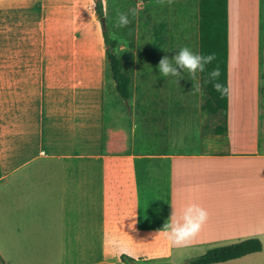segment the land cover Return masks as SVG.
<instances>
[{
    "label": "crops",
    "instance_id": "0c3cea01",
    "mask_svg": "<svg viewBox=\"0 0 264 264\" xmlns=\"http://www.w3.org/2000/svg\"><path fill=\"white\" fill-rule=\"evenodd\" d=\"M84 3L0 0L2 264H178L248 238L262 249L210 264H264L261 0H227L226 129L207 146L148 127L140 101L118 95L105 50L107 72L84 76L67 49ZM107 79L129 110L108 104ZM140 128L165 145L140 147ZM191 204L207 220L177 247L163 227Z\"/></svg>",
    "mask_w": 264,
    "mask_h": 264
},
{
    "label": "rangeland",
    "instance_id": "374dc122",
    "mask_svg": "<svg viewBox=\"0 0 264 264\" xmlns=\"http://www.w3.org/2000/svg\"><path fill=\"white\" fill-rule=\"evenodd\" d=\"M101 1L104 25L95 13L94 5L84 3L80 35L77 30L75 34L77 37H67L68 51L81 53L79 59L86 72L84 76H92L95 68L105 65L101 35L103 27L108 37L115 42L113 51L121 58L125 69L132 75L130 100L140 101L141 109L145 112L141 119L147 126H155L162 136H168L176 142L190 138L196 145L207 146V140L215 138V125L223 122L221 117L201 111V104L206 97L202 74L198 73L197 78L193 80L191 75L184 71L183 79H179L177 83L176 78L161 76L157 68L163 56L168 55L171 58L183 46L198 52V0H172L170 4L168 0L163 2L161 0ZM117 10L128 14L130 20L128 26L116 27ZM261 10L264 30V0H261ZM158 35L164 38L163 43L158 42ZM260 42L261 71L264 74V34L260 37ZM104 67L107 72L108 68L106 65ZM197 82L201 85V92L193 91ZM260 84L261 107L264 109V75ZM104 89L108 104L120 102L122 109L129 110L130 102H121L115 96L108 79ZM261 122L260 142L261 149L264 150V113L261 116ZM136 142L140 147L165 145L160 135H157V138L151 137L141 128ZM197 254L199 251H192L187 256ZM165 262L147 264H168ZM171 262L182 264L183 260L173 259Z\"/></svg>",
    "mask_w": 264,
    "mask_h": 264
},
{
    "label": "trees",
    "instance_id": "16d2710c",
    "mask_svg": "<svg viewBox=\"0 0 264 264\" xmlns=\"http://www.w3.org/2000/svg\"><path fill=\"white\" fill-rule=\"evenodd\" d=\"M95 13L102 17V1L93 0ZM161 29V27H160ZM105 56L110 66L111 76L115 82L118 95L128 100L132 97V75L123 66L121 58L113 51L115 42L111 40L106 30L102 27ZM159 43L164 42L161 35L157 36ZM198 52L201 54L214 53L216 59L201 73L204 80L205 100L201 110L222 118V126L217 125L215 132H225L226 110L228 103L227 92L221 95L215 91L208 73L218 67L221 75L219 82L227 88V0H198ZM262 249V244L257 238H248L220 247L207 249L204 253L190 258L182 264H210L238 258ZM0 264L2 260L0 258Z\"/></svg>",
    "mask_w": 264,
    "mask_h": 264
},
{
    "label": "clouds",
    "instance_id": "9594fccd",
    "mask_svg": "<svg viewBox=\"0 0 264 264\" xmlns=\"http://www.w3.org/2000/svg\"><path fill=\"white\" fill-rule=\"evenodd\" d=\"M163 2V0H161ZM172 0H168L170 4ZM135 15V12H133ZM116 27H126L130 24L127 13H122L119 10L116 12ZM165 51V50H164ZM166 52V51H165ZM216 59L214 53L201 54L193 52L189 47H181L174 55L169 58L168 55L163 56L157 65L159 74L163 77L183 79L182 72L187 71L193 80L197 78L198 73H203L207 66L212 64ZM221 75L218 67L209 71L208 76L210 81H216L213 84L215 91L224 95L227 88L219 82ZM194 92H201V85L197 82L193 87ZM207 211L199 205L191 204L187 206L182 214L171 220L170 223L164 225L165 237L177 247H186L200 232L203 224L207 220Z\"/></svg>",
    "mask_w": 264,
    "mask_h": 264
},
{
    "label": "water",
    "instance_id": "95a60500",
    "mask_svg": "<svg viewBox=\"0 0 264 264\" xmlns=\"http://www.w3.org/2000/svg\"><path fill=\"white\" fill-rule=\"evenodd\" d=\"M100 21H101L102 25H104V17L103 16L100 17Z\"/></svg>",
    "mask_w": 264,
    "mask_h": 264
}]
</instances>
